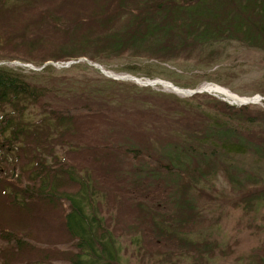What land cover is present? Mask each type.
Returning <instances> with one entry per match:
<instances>
[{"label": "trees", "instance_id": "16d2710c", "mask_svg": "<svg viewBox=\"0 0 264 264\" xmlns=\"http://www.w3.org/2000/svg\"><path fill=\"white\" fill-rule=\"evenodd\" d=\"M38 5L0 0V22L11 16L12 23ZM100 7L99 18H86L82 27L64 25L50 7L30 14L32 22L21 31L10 25L0 32V59L42 65L81 56L159 60L197 51L207 54L201 61L215 63L221 46L233 41L264 52V0H103ZM38 26L52 29L47 43L34 35ZM80 66L87 65L70 69ZM133 68L128 72L137 74ZM51 70L0 65V264H53L51 255L35 251L48 244L24 230L37 204L61 213L67 239L49 244L67 252L59 264H132L96 207L104 188L98 179L107 176L120 190V182L127 183L136 264H222L232 258V247L214 238L216 220L204 221L202 201L214 202L210 193L223 175L233 207L246 213L264 207V102L238 107L202 94L174 98L162 111L132 114L142 124L126 125L121 139L99 141L96 148L78 139L82 117L105 104L100 90L67 91L64 82L51 88L40 81ZM139 132L146 136L143 144L133 139ZM122 158L131 160L127 170ZM17 214L24 215L22 223L9 220ZM258 230L264 233V226ZM232 262L264 264V234L259 246Z\"/></svg>", "mask_w": 264, "mask_h": 264}, {"label": "rangeland", "instance_id": "374dc122", "mask_svg": "<svg viewBox=\"0 0 264 264\" xmlns=\"http://www.w3.org/2000/svg\"><path fill=\"white\" fill-rule=\"evenodd\" d=\"M102 2L103 0H75L74 4V2L71 3V0H37L38 6L32 7V10H25V13L23 12L21 17L15 18L12 23L10 21L11 16L3 18L0 22V32L12 27L13 31H21L27 21L33 20L29 16L30 14L37 16L39 10L49 7L58 16L66 19L63 23L64 25H69L68 23L75 21L79 27H82L86 23V18L91 16H93L92 18H99L100 4ZM97 7L98 9L96 10ZM36 29L34 30V35L43 38L45 43L52 37V29L41 28L40 26ZM221 47V56L218 57L215 63L201 61L207 54L203 52L204 56L202 53L197 54V51H195L192 55L181 52L180 55L159 60L145 57L135 58L128 55L91 60L86 56H81L66 61L49 60L42 65L21 61V59H0V65L21 66L34 72H42V67L50 65L53 70L45 72L40 81L51 88L61 87L63 82L66 85L63 88H67V91H73L76 88L80 92L78 87H83V90L88 92L90 88V90L98 88L100 90L98 99L99 101L102 99L101 101L105 104L97 106V109L100 108L98 110L99 113L82 117L81 133L78 139L80 145L91 144V147H96L95 145L99 141L113 142L116 139H121L126 131V125L133 127L138 126V123L142 124V120L131 118L132 114L144 113L146 109L162 111L168 100L174 101V98L189 99L191 97L186 92H174L164 87L161 83L144 85L129 76L142 79H160L170 82L182 90L195 89L191 87L192 84H196L195 87L197 88L218 85L230 94H235L241 98L254 97L256 95L264 96V52L246 47L236 41L224 44ZM66 62H74L73 65L87 66L70 69L71 66H67ZM99 66L102 67L105 73ZM130 66L135 68L133 69L137 74L128 72L127 69ZM147 75L155 77H148ZM200 94L217 98L229 105L240 106V104L232 103L225 95L213 90ZM66 95H70V93H66ZM205 96L194 100L192 103L203 102L206 100ZM159 102L163 104L159 105ZM251 104L256 107H263L261 101ZM124 120L126 122H123ZM133 139L135 141L138 140L139 144H143L146 136L143 132H139L136 136L133 135ZM80 145L77 144L81 148ZM59 152L61 155H65V151L62 148H59ZM121 160L124 162H121V169L127 170L131 160L126 161L124 158ZM72 161L78 166L82 159L80 155H76ZM239 161H243V158L241 157ZM18 173V171L13 169L14 177ZM96 175L100 177L101 173H96ZM107 177L98 179L104 188L100 189L102 201L97 203L96 207L106 222H108V227L118 235L116 238L123 247L121 254L132 259V264H136L137 258L132 256L134 253L131 239L137 232L130 228L134 213L132 206L128 203H131V201L125 200L128 199V190H125L127 183L120 182V184H124V190H120L118 185H115L116 181H113L112 176ZM228 184L229 182L223 175L218 176L217 180H215V189L210 193L212 195L210 199H213L214 202L202 201L203 206H205L203 209L204 221L208 225L212 223V220H216V223H218L217 227L214 225L216 228L214 238L218 242L229 244L233 250L232 258L225 259L223 263L221 262L222 264H234L232 262L234 255L237 257L241 254H246L259 246L264 234L258 230V228L264 226V207L261 210L259 209L258 212L250 211L248 213L239 207H233L230 202L234 198V193ZM31 207L33 208L34 216L29 226L24 230L28 231L31 229L30 235L48 244L47 247L37 248L38 250L35 251L43 255L44 253H46L45 255H51L52 259H54L53 264H59L56 261L58 258L65 256L67 252H65L64 248L49 244L63 242L67 239L61 213L57 209L46 208V205L40 206L37 204ZM21 217H24V215L17 214L13 217L14 220L10 217L9 220L15 223H17L16 221L22 223ZM199 227H201V223L197 225V228ZM17 229H20V227ZM61 247L65 246L61 245Z\"/></svg>", "mask_w": 264, "mask_h": 264}, {"label": "bare ground", "instance_id": "6f19581e", "mask_svg": "<svg viewBox=\"0 0 264 264\" xmlns=\"http://www.w3.org/2000/svg\"><path fill=\"white\" fill-rule=\"evenodd\" d=\"M161 84L164 87L169 88L174 92L182 93L181 91H179V88H174L172 83L161 81ZM213 91L221 93L222 95H225L227 97V99H230V101H232V103H234V104H241L243 102V99L239 98L235 94H230L228 91L223 89L221 86H218V85L215 86ZM228 95H229V97H228Z\"/></svg>", "mask_w": 264, "mask_h": 264}, {"label": "water", "instance_id": "95a60500", "mask_svg": "<svg viewBox=\"0 0 264 264\" xmlns=\"http://www.w3.org/2000/svg\"><path fill=\"white\" fill-rule=\"evenodd\" d=\"M90 63V62H89ZM94 65H96L97 66V64H94ZM100 67V66H99ZM100 69H102V67H100ZM103 70V69H102ZM103 72L105 73V71L103 70ZM136 79V81H141L142 82V80L141 79H139V78H135ZM173 85V84H172ZM173 87L174 88H178V87H176V86H174L173 85Z\"/></svg>", "mask_w": 264, "mask_h": 264}]
</instances>
